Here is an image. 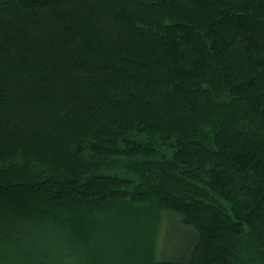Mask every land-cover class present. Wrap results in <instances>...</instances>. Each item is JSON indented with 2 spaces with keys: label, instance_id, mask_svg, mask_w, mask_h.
Returning a JSON list of instances; mask_svg holds the SVG:
<instances>
[{
  "label": "trees",
  "instance_id": "trees-1",
  "mask_svg": "<svg viewBox=\"0 0 264 264\" xmlns=\"http://www.w3.org/2000/svg\"><path fill=\"white\" fill-rule=\"evenodd\" d=\"M0 264H264V0H0Z\"/></svg>",
  "mask_w": 264,
  "mask_h": 264
},
{
  "label": "rangeland",
  "instance_id": "rangeland-1",
  "mask_svg": "<svg viewBox=\"0 0 264 264\" xmlns=\"http://www.w3.org/2000/svg\"><path fill=\"white\" fill-rule=\"evenodd\" d=\"M160 222L157 225V232H156V244H157V254H159V251L161 252L162 255H167L169 257H178L177 255V248L180 247V241H179V233H176L177 230V223L176 221L171 217L169 219L167 212L166 211H160ZM121 241L120 239H118ZM102 245H107L109 243L108 238L105 236L101 238H97L95 242L93 243V251H94V257L95 253L97 251L94 250V247L96 246L99 248L100 244ZM123 245V242H121ZM98 255V254H97ZM90 256V254H89ZM99 256V255H98ZM82 257V255H79V258ZM83 258V257H82Z\"/></svg>",
  "mask_w": 264,
  "mask_h": 264
}]
</instances>
